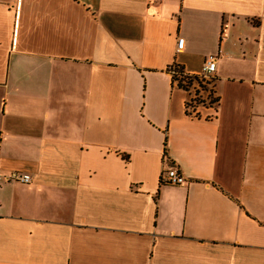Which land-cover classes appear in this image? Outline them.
<instances>
[{"label": "crops", "instance_id": "crops-1", "mask_svg": "<svg viewBox=\"0 0 264 264\" xmlns=\"http://www.w3.org/2000/svg\"><path fill=\"white\" fill-rule=\"evenodd\" d=\"M12 172L0 264H264V0H0Z\"/></svg>", "mask_w": 264, "mask_h": 264}, {"label": "built area", "instance_id": "built-area-1", "mask_svg": "<svg viewBox=\"0 0 264 264\" xmlns=\"http://www.w3.org/2000/svg\"><path fill=\"white\" fill-rule=\"evenodd\" d=\"M185 44V40L183 38H179L178 40V51L183 50ZM206 62L203 65L201 75L202 77H211L216 72L217 68V58L214 55L207 57ZM170 73L172 77L179 78L181 77V73L177 67H172L170 69ZM34 178L30 174H22L18 172H12L9 174H0V186L6 183H21V184H30ZM187 181L183 175L179 172L177 168H170L163 172L161 177L162 185H183Z\"/></svg>", "mask_w": 264, "mask_h": 264}, {"label": "rangeland", "instance_id": "rangeland-1", "mask_svg": "<svg viewBox=\"0 0 264 264\" xmlns=\"http://www.w3.org/2000/svg\"><path fill=\"white\" fill-rule=\"evenodd\" d=\"M182 85L188 92V110L194 114L202 107H208L214 104V78L194 76L182 82ZM213 103V104H212Z\"/></svg>", "mask_w": 264, "mask_h": 264}, {"label": "trees", "instance_id": "trees-1", "mask_svg": "<svg viewBox=\"0 0 264 264\" xmlns=\"http://www.w3.org/2000/svg\"><path fill=\"white\" fill-rule=\"evenodd\" d=\"M179 73H181V75H180L181 77H180V81H179V86L182 87L184 90H186V88L182 85V82H184V80L188 79L189 76L183 75V72L181 70H179ZM218 102H219V98L216 97L214 103H218ZM187 114L193 115L192 113H190L188 111V103H187Z\"/></svg>", "mask_w": 264, "mask_h": 264}]
</instances>
